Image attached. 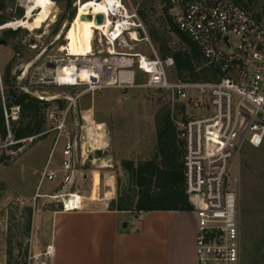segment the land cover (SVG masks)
<instances>
[{"label": "rangeland", "instance_id": "1", "mask_svg": "<svg viewBox=\"0 0 264 264\" xmlns=\"http://www.w3.org/2000/svg\"><path fill=\"white\" fill-rule=\"evenodd\" d=\"M22 1L0 0V25L25 16ZM121 1L129 14L136 13L149 42L136 43L125 37L123 44L116 46V53L150 56L153 48L162 57L164 46L172 51L182 47L169 32L168 16L161 0ZM86 2L90 0H52L54 21L45 23L40 30L0 31V39L6 42V46H0V105L5 108L6 94L15 90L36 99L45 98V102H50L47 111L59 109L56 101L63 102L64 109L71 104L66 125L69 138L78 143L75 158L78 173L70 191L84 197V209L100 204L107 209L120 206L131 211L138 198V188L126 164L136 166L153 156L159 122L167 117L179 121L182 106L168 93L136 87L145 80L135 70V87L122 90L117 85L106 86L109 74L102 75L105 69L112 73L115 67L106 64L110 66L105 68L96 58L100 55L109 59L107 52L111 47L104 38L99 45L94 31L90 32L91 55L77 66L98 65L101 80L75 87L57 84L56 73L72 60L59 50L69 46V26L80 4ZM55 40L57 42L50 47ZM170 79H177L175 72H171ZM10 112L12 120H16L18 109L12 108ZM45 128L50 129L51 124L46 122ZM91 131L94 132L91 140L95 139L97 144L87 141ZM54 140L55 135L50 132L34 142L24 141L17 152L7 150L5 153L9 161L0 165V264H26L33 254L30 248L33 215L41 209L60 210L56 201H33L43 167L50 162L49 169H57L61 162L64 139L59 140L52 160L48 158L46 162ZM82 160L86 161L82 163ZM231 174L239 182L242 264H264V144L259 149L243 146L231 163ZM97 178L96 200L90 201ZM62 187L59 175L54 182L45 181L39 194L59 195L68 190Z\"/></svg>", "mask_w": 264, "mask_h": 264}, {"label": "built area", "instance_id": "2", "mask_svg": "<svg viewBox=\"0 0 264 264\" xmlns=\"http://www.w3.org/2000/svg\"><path fill=\"white\" fill-rule=\"evenodd\" d=\"M116 1L118 13L109 14L113 29L127 21L128 30H122L111 41L101 31L96 32L98 44L102 45L104 38L112 42L110 47L115 51L107 52L109 59L100 55L96 58L105 68L110 66L106 64L115 67L112 73L107 68L102 75L109 74L106 86L117 85L122 90L135 87V70L145 80L136 87L168 93L181 104V118L175 124L178 138L184 143L185 193L196 219V264H242L239 182L231 174V163L243 146L259 149L264 144V0L166 1L171 23L197 46L204 67L210 69L209 80L198 81L170 79L171 72H175L173 58L159 57L153 48L150 56L116 53V46H121L125 37L136 43L149 42L136 13L129 14L122 1ZM69 59L76 65L84 63V58ZM70 107L46 112L51 128L44 134L55 135L49 159L59 140L64 139L61 162L57 169H49L47 163L33 196L34 202L56 201L62 212L84 209V197L70 191L78 173V143L69 138L66 125ZM59 175L62 190L68 187L67 191L55 196L39 194L45 181L54 182ZM57 196L60 199H54ZM53 256L54 248L49 244L29 256L26 264H48Z\"/></svg>", "mask_w": 264, "mask_h": 264}, {"label": "crops", "instance_id": "3", "mask_svg": "<svg viewBox=\"0 0 264 264\" xmlns=\"http://www.w3.org/2000/svg\"><path fill=\"white\" fill-rule=\"evenodd\" d=\"M240 213L239 209L242 258ZM195 238L192 211L134 217L130 210L97 204L73 212L39 210L32 218L30 248L37 254L51 244L54 256L48 264H196Z\"/></svg>", "mask_w": 264, "mask_h": 264}, {"label": "trees", "instance_id": "4", "mask_svg": "<svg viewBox=\"0 0 264 264\" xmlns=\"http://www.w3.org/2000/svg\"><path fill=\"white\" fill-rule=\"evenodd\" d=\"M166 1L161 0L164 5ZM164 10L166 12L165 6ZM167 26L169 32L178 38L182 46L174 51L165 46L163 48L165 51L162 58L170 56L174 60L177 79L209 80L210 69L204 67V59L197 46L180 33L169 18ZM4 102L5 108L0 105V165H6L9 161V156L5 155L7 150L17 152L24 141L34 142L46 135L45 115L50 105V102L40 101L18 90L7 93ZM56 103L59 110L64 109L63 102ZM12 108L18 109L16 120H12L10 112ZM184 154V143L178 138L175 122L168 117L162 119L157 128L153 156L137 163L136 166L132 163L126 164V169L135 187L138 188V198L131 209L135 216L147 212L192 210L185 193ZM110 210L126 209L118 206Z\"/></svg>", "mask_w": 264, "mask_h": 264}, {"label": "bare ground", "instance_id": "5", "mask_svg": "<svg viewBox=\"0 0 264 264\" xmlns=\"http://www.w3.org/2000/svg\"><path fill=\"white\" fill-rule=\"evenodd\" d=\"M22 3L26 9V14L23 19L0 26V31L15 28H23L28 29L29 31H35L40 30L45 23L54 21L53 15L55 11L53 9L54 7L52 5V0H23ZM84 4H80L75 14V18L72 21L71 27L69 26V46H62L59 50L61 53H66L70 58L90 57V32L92 33L93 31H101L103 36L109 38L111 41L112 37L121 34L122 30H128L127 27H129L127 21H124L123 23L119 22L117 28L113 29V24L111 23L109 14L118 13L116 8L119 5L116 0H103L100 3L96 1H90ZM99 14H101L105 20L102 25H97L94 22V17ZM83 16H93V18L86 20L82 19ZM134 40L138 41V39ZM108 45L111 46L112 42L108 43ZM109 52L111 54H115V51L112 48H109ZM68 63V66L61 68V70L57 72L56 82L60 86L75 87L81 84L92 85L93 82L100 78L98 74L99 67L96 64V66L78 67L73 60L69 61ZM91 90H94V88ZM91 136H94V132L90 134V138L88 139V142H93L94 144L96 140L93 139L92 141L91 139L93 137L91 138ZM95 144H97V142ZM97 187L98 178L94 183L92 195L89 199L90 201L96 200ZM60 197L61 196H57L54 199H60ZM68 199L69 198H67V200Z\"/></svg>", "mask_w": 264, "mask_h": 264}, {"label": "water", "instance_id": "6", "mask_svg": "<svg viewBox=\"0 0 264 264\" xmlns=\"http://www.w3.org/2000/svg\"><path fill=\"white\" fill-rule=\"evenodd\" d=\"M82 19L90 20L91 18H89L88 16H83ZM94 22H95V24H97V25H102L103 22H104V17H103L101 14L96 15V16L94 17ZM2 25H3V24H2ZM2 25H0V26H2ZM56 42H57V40H55V41L50 45V47L53 46ZM0 46H6V42H5L3 39H0Z\"/></svg>", "mask_w": 264, "mask_h": 264}]
</instances>
